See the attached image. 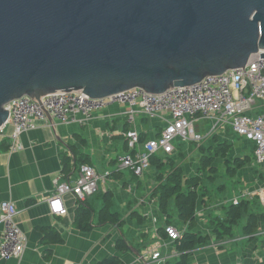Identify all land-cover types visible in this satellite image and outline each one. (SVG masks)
I'll return each instance as SVG.
<instances>
[{
  "label": "water",
  "instance_id": "1",
  "mask_svg": "<svg viewBox=\"0 0 264 264\" xmlns=\"http://www.w3.org/2000/svg\"><path fill=\"white\" fill-rule=\"evenodd\" d=\"M260 51L264 0H0V130L23 96L159 97Z\"/></svg>",
  "mask_w": 264,
  "mask_h": 264
},
{
  "label": "crops",
  "instance_id": "2",
  "mask_svg": "<svg viewBox=\"0 0 264 264\" xmlns=\"http://www.w3.org/2000/svg\"><path fill=\"white\" fill-rule=\"evenodd\" d=\"M127 112L126 105H111L99 111L92 122L85 126L41 121L36 130L20 136V149L15 151L11 150L12 127L0 133V205L3 202L15 205V222L27 239V248L21 259H0V264H101L114 256L120 257L124 264H144L134 251L143 255L147 264H176L181 254L166 229H177V226L181 235L192 230L210 237L206 246L189 253L190 264H264V168L255 160L254 144L230 129L213 131L212 123L196 124V129L204 136L215 135L223 142L242 140L252 147V154H246L253 158L251 163L255 172L249 177L250 186L239 189L241 195L236 194L237 198H243L242 219L220 237L215 234L216 228H220L216 225L215 217H222L220 222H228L229 208L238 204L230 203L235 195L228 194L227 202L212 209V206H204L201 201L196 224L191 228L180 222L175 199L169 202V215L161 211L160 182L156 180L157 183L153 182L152 185L148 175L134 177L130 172L118 168L117 157L129 153L124 133L136 130L140 139L145 137L149 141L161 136L169 120L168 116L154 120L138 116L134 123H130ZM174 143L175 151L181 143L191 144L179 139ZM72 150L87 159L98 172L110 175L100 182L98 192L84 202L66 195L63 202L67 214L53 215L48 199L55 193L54 179L59 175L63 178L73 177L79 170L70 174L64 171L66 157L71 158L72 163L75 161ZM165 157L163 155L161 159L168 163ZM107 194H111V211L120 214L124 221L123 236L129 249L123 254L116 249V242L121 237L118 227L102 224L99 220ZM83 205H88L94 211V227L89 232L76 227L78 211ZM139 216H144L143 224ZM251 216L257 218V226L252 234L245 231ZM49 229L60 233L63 238L61 244L45 241ZM2 232L0 222V242ZM155 251L161 254L158 260L152 259Z\"/></svg>",
  "mask_w": 264,
  "mask_h": 264
},
{
  "label": "built area",
  "instance_id": "3",
  "mask_svg": "<svg viewBox=\"0 0 264 264\" xmlns=\"http://www.w3.org/2000/svg\"><path fill=\"white\" fill-rule=\"evenodd\" d=\"M260 54L264 52L252 55L245 67L230 70L221 76H208L203 82L182 90L181 87L169 89L159 97L133 89L100 101H91L81 92H67L47 95L41 99L39 106L36 100L23 96L5 106L9 118L0 133L12 127L11 150L15 151L20 149L18 141L23 133L36 130L41 121L49 124L48 115L60 125L85 126L104 108L122 104L128 107L130 123H134L138 116L152 120L168 116L169 120L159 138L143 144L136 130L124 133L129 153L117 157L120 170L142 177L150 169L153 155L170 156L174 153L176 140L203 142L208 136L196 129V124L200 122L212 123L213 131L230 129L252 142L255 160L264 168V58ZM109 175L98 172L90 165H82L73 177L56 176L55 193L48 199L51 213L65 216L67 209L63 199L66 195L84 202L98 192L100 182ZM16 215L17 209L13 203H1V260H19L27 248L26 236L15 222ZM166 231L172 240L181 237L173 227H168ZM160 258L159 251L153 252V260Z\"/></svg>",
  "mask_w": 264,
  "mask_h": 264
},
{
  "label": "trees",
  "instance_id": "4",
  "mask_svg": "<svg viewBox=\"0 0 264 264\" xmlns=\"http://www.w3.org/2000/svg\"><path fill=\"white\" fill-rule=\"evenodd\" d=\"M159 138V137H158ZM148 140L145 137H141L140 142L143 144ZM128 147V145H127ZM232 145L219 144L216 148L211 150L210 154H213V157L206 156L204 157L200 164L201 169L208 171L212 176L218 173V169L215 165V162L221 155L226 156L231 150ZM219 152V153H218ZM72 154L75 156V161L72 163V159L66 157L65 161V172L67 174L77 171L82 165H89V161L81 156H78L75 151L72 150ZM219 155V156H218ZM161 154L153 155L150 159V167L152 164L157 167H167L172 168L173 162L164 163ZM167 157H165L166 159ZM252 159L249 157L245 158H235L232 163L233 167L229 168V176L236 177L238 171L242 170L247 164H249ZM245 162V163H244ZM237 165V166H236ZM240 169V170H239ZM130 172V171H128ZM134 175L132 172H130ZM211 176V178H212ZM134 177H136L134 175ZM204 178L203 176L193 177V178H183V173L180 169L173 171L170 176L168 183L161 185L160 195H161V211L165 215H169V202L172 199H175L178 218L180 222L184 225H189L191 228L196 224L198 207L201 201H203L204 206L206 205V192L205 187L202 184ZM94 196V195H93ZM89 199V198H88ZM87 199V200H88ZM105 207L99 214V220L102 224H110L117 226L121 232V237L116 242V249L119 253H126L129 249V246L123 236L122 225L124 221L121 220V215L118 213H113L111 211V194L105 196ZM243 204L239 203L237 205H232L228 211V222L223 223L219 222L216 228L215 234L220 237L223 235V232L228 233L233 226H236L238 222L242 219L243 214ZM94 211L88 205H83L77 215L76 227L83 231L89 232L94 227ZM143 224L142 216H139ZM257 226V218L251 216L250 222L245 229L247 233H254ZM210 237L207 235H202L200 233H195L192 230L190 232L183 233L181 237L177 240H173L176 246V250L181 254V259L176 264H190L189 263V253L194 251L197 248L204 247L208 244ZM45 241L48 243L61 244L63 238L57 231L52 229L47 230ZM101 264H124L120 257L114 256L106 260Z\"/></svg>",
  "mask_w": 264,
  "mask_h": 264
},
{
  "label": "rangeland",
  "instance_id": "5",
  "mask_svg": "<svg viewBox=\"0 0 264 264\" xmlns=\"http://www.w3.org/2000/svg\"><path fill=\"white\" fill-rule=\"evenodd\" d=\"M227 138L232 139L230 135H227ZM219 139V140H218ZM243 139V138H242ZM186 142V141H185ZM232 145L231 150L226 156L221 155L215 162V165L218 169V173L215 175H211L208 171L201 169V160L206 157H213L211 150L217 147L219 144H230ZM176 145V143H174ZM237 144V145H236ZM251 145H247L242 140L232 139L230 141L223 142L219 137L217 138L215 135L209 136L201 143H191V144H183L178 145L177 150L174 154L167 156L165 159L166 162H173L172 168L167 167H157L152 164L150 169L145 172L144 176L148 175L149 179L153 182H160L161 185H165L168 183L170 176L173 171L180 169L183 173V178H187L188 176L198 177L203 176L204 180L202 184L205 187L206 192V204L212 206L211 209L218 205H221L224 201L227 202L228 194L232 196L235 195L230 203H241L242 199L237 198L236 194H238L239 189L244 190L247 186H250L249 177L252 175L254 171V164L251 162L247 164L242 170L238 171L237 176L235 178L229 176V168L233 167L232 161L235 158H245L251 155ZM202 153V155H201ZM249 155H247V154ZM200 155V156H199ZM246 155V156H243ZM163 157V155H161ZM180 167V168H179ZM226 170V171H225ZM212 176V178H211ZM157 180V181H156ZM225 194V195H224ZM224 195V196H223ZM241 195V194H240ZM223 196V198H222ZM228 204V203H227ZM226 204V205H227ZM148 216L150 214L148 213ZM144 216H142L143 218ZM220 217V216H219ZM215 217L216 225L221 221L222 217ZM173 224H176L173 222ZM177 226V225H176ZM174 228V227H173ZM179 230V227L177 226ZM176 228L174 230L178 232Z\"/></svg>",
  "mask_w": 264,
  "mask_h": 264
},
{
  "label": "bare ground",
  "instance_id": "6",
  "mask_svg": "<svg viewBox=\"0 0 264 264\" xmlns=\"http://www.w3.org/2000/svg\"><path fill=\"white\" fill-rule=\"evenodd\" d=\"M179 88V87H178ZM236 136V135H235ZM238 137V136H237ZM235 138V137H234ZM234 140V139H233ZM246 143H248V142H246ZM252 143V142H251ZM237 145V144H236ZM216 148V147H215ZM254 148V147H253ZM254 150V149H253ZM219 153V152H218ZM201 155H202V153H201ZM200 156V155H199ZM219 156V155H218ZM253 159V158H252ZM245 163V162H244ZM237 166V165H236ZM180 168V167H179ZM240 170V169H239ZM226 171V170H225ZM201 176V175H200ZM248 187V186H247ZM238 194H240V193H238ZM243 199V198H242ZM244 204V203H243ZM219 228V227H218Z\"/></svg>",
  "mask_w": 264,
  "mask_h": 264
}]
</instances>
